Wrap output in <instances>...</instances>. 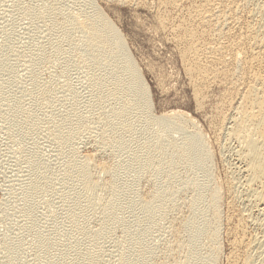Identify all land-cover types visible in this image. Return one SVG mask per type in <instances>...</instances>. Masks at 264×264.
Listing matches in <instances>:
<instances>
[{
  "label": "rangeland",
  "instance_id": "obj_1",
  "mask_svg": "<svg viewBox=\"0 0 264 264\" xmlns=\"http://www.w3.org/2000/svg\"><path fill=\"white\" fill-rule=\"evenodd\" d=\"M91 1L119 31L122 37L120 38L123 39L122 42L147 87L151 114L158 116L177 111L179 115L186 116L185 119L190 118L191 123L188 120L185 122V130L190 131L195 127L194 129L201 132L208 147L211 148L209 149L210 165L213 164L210 183L212 181L211 185L219 186L222 197L219 199L221 220L218 225V245L220 249L216 264H231L228 255L231 251L229 249H232L234 234L230 226L233 228V223L241 217L240 213L246 212L241 214L245 216L247 222H245L246 230L249 234H254L257 231L253 224L255 216L246 211V205L240 193L242 179L240 173H237L234 155L236 143L229 141L223 134L216 138L213 126L210 124V116H214L215 105L224 95L222 85H214L207 89L203 104L198 106L188 81L189 78L182 66L178 46L173 39V30H170L177 22L178 12L186 9L190 1L183 0L180 10L176 12L170 7L166 8L169 14L166 12L165 15L168 16L163 18L166 22L165 26H160L157 20L158 8L161 6L160 0ZM53 5L57 7L55 12H52L50 8ZM80 5L82 4L79 0H0V68H2L0 69V264H49L55 259H64L63 262L66 264L76 256V251L80 248L94 254L96 264H117L123 247L119 244L127 231L117 225L115 219L118 217L117 220L130 223L132 227L130 231L133 230L131 233L135 235L139 227L136 225L133 227V222L136 217L142 215L141 198L158 192L160 185H164L165 190L169 189L168 191L175 189L176 200L150 224L146 241L148 240L149 243L147 246L152 245L154 252L146 253L144 264H174L175 261L184 259L185 250L172 242L173 233L176 231L179 241L185 244L189 242L186 228H181L180 231V225L182 218L188 215L185 204L193 197L192 187L188 184L181 186L179 180L187 176L201 178L202 172L199 168L189 169L180 166L176 172L178 180H175L178 186L174 181L167 183L165 172L159 173L154 164H150L145 171L139 170L136 164L131 165L135 152L145 151L142 146L149 137L152 134L158 137L161 135V127L156 124L140 123L142 125L139 124L138 128L136 127L130 135L126 136L119 146H112L105 140L108 113L115 103L109 97H106L101 105L95 102L96 90L92 84L93 79L91 80L94 73L89 68L91 64L88 57L83 56L84 51H82L85 43L84 34L76 28H71L73 30L69 29V38L73 37L69 40L71 44L66 42L63 45L60 42L58 47L53 44L54 37L51 34L53 31L50 20H61L68 15L70 17V14L71 17L80 18V13H84L85 10L86 13L89 10L88 6ZM75 10L81 12L77 14ZM5 64L9 65L5 67ZM121 76L124 77L123 74ZM40 95L41 98L38 99ZM13 101L19 102L17 107H13ZM65 115L66 121L72 128L69 142L66 144L62 140L60 142V136L54 133L56 132L55 122L59 124L60 119ZM12 119L16 120L12 121ZM16 121L20 122V125L16 124L18 123ZM17 125L21 130L16 129ZM182 134L181 131H173L168 136L179 139ZM71 147L76 150L71 155L72 158L79 161L75 162L72 158L70 160L69 157L66 158L68 156L66 148ZM86 154L95 161H91V167L89 166L92 178L96 184L98 183L96 187H93L92 198L89 197V191L85 193L87 190L79 185V182L72 183L73 181L67 180L70 182L67 184L68 178L65 180L63 178L67 177L65 171L67 172L71 164L82 162L80 158L82 157V160L83 155L86 156ZM41 162L43 163L40 164ZM103 163L113 166L110 172L104 171L106 172L104 173L98 169L97 165L101 166ZM43 164L47 165L45 166L47 170L42 166ZM40 166L44 167L43 170ZM38 169L40 174L43 173L39 175L40 179L37 175L39 173H36ZM43 177L47 180L43 181ZM61 178L63 182H66L63 183ZM114 179L122 182L126 189L120 197L122 203L117 201L119 209L115 211L118 212L114 211V215L118 216L113 215L114 221L107 222L108 225L109 223L112 225H105L104 231L96 237V230H100L104 223L103 215L106 214V210L108 212L107 199L111 195V182ZM226 179H231L229 180L231 182ZM225 182H229L234 187L235 194L227 190ZM35 183L42 184L37 186ZM233 183L236 185L234 186ZM75 184L77 188L80 187V190L74 187ZM71 185H73L72 188ZM32 186L35 188L32 189ZM73 187L77 190L73 191ZM35 189H38V192ZM41 189L44 190L41 191ZM64 190L68 195H64ZM76 192H79L77 198H75ZM71 198L73 201L70 200ZM74 202H79L81 209L78 204L75 208ZM90 205L93 210H90L92 209ZM85 212H88V215ZM72 214H76V217ZM238 216L240 217L236 218ZM247 232L245 233L248 236ZM41 235L44 239L49 235L46 240L50 243L48 248L43 243L39 244V240H44L40 237ZM92 238L96 239L95 242ZM8 241L13 242V245ZM206 248L199 247V251L203 253ZM13 249L18 250L13 251ZM50 250L57 256L53 254V259L49 261L48 259L52 256ZM193 254L194 251L191 250V255Z\"/></svg>",
  "mask_w": 264,
  "mask_h": 264
},
{
  "label": "bare ground",
  "instance_id": "obj_2",
  "mask_svg": "<svg viewBox=\"0 0 264 264\" xmlns=\"http://www.w3.org/2000/svg\"><path fill=\"white\" fill-rule=\"evenodd\" d=\"M182 1L183 0H160L159 4L161 6H159L157 12V20L159 21L158 24L160 23V26L166 25V22L163 21V18L167 15H165V13L167 12L169 14V11H167L166 8L170 7L171 10H175L176 12L177 10H180ZM189 1L190 3L187 8L180 10L181 12L179 11V14L176 15V24L169 28L170 30H173V39L178 46L181 63L183 64L184 71L189 78L188 81L190 82L194 94L193 96H195L194 99H196L198 106L203 104L202 101L204 100V94H206L205 91L207 89L214 85H222L224 95L218 99V102L215 105V113H213L214 116H210V124L213 126L216 138H218V135L223 134L229 139V141L234 142V144L236 143L234 155L237 163L236 167L238 168L237 173H240L242 179L240 180V193L241 196H243L246 211L255 216L253 218V224L257 229V231L255 230V233L253 232L254 234H249L246 230L247 227H245V216L241 215L244 212L240 213L241 217H236H240V219H237V221L233 223V228L230 226V229L234 234V240L231 244L232 249H229V251H231L229 252V255H227L229 260L231 259V264H264V0ZM79 2L82 4L80 5L81 7L83 5L84 7L88 6L90 10L86 13V10L84 13H80V18L71 17V14L70 17L68 15V17H63L61 20L51 18L52 20H50V24L53 31L51 34L54 37L53 44H55L56 47L61 44L60 42H62L63 45L66 42L71 44L69 41L73 38H69V29L71 28H76L84 34L83 38L85 40L83 41L85 43L82 51H84L83 56L86 58L88 57V60L90 61L89 64H91V67L89 66V68H91L94 73V76L91 73L93 78H90L91 80L93 79L92 82L94 83L92 84H94V89L96 90L95 102L101 105L102 101L104 102L106 97H109L113 99L112 102L115 103L113 108L111 107L112 109L109 111L108 120L106 121L108 127L105 130L104 137L108 143L112 146H119L126 136L130 135L136 127L138 128L140 123H145V125L146 123L151 125L156 124L161 127V135L158 137L155 136V134H152L145 145L142 146L145 151L142 153L135 152L131 165L136 164L139 170L145 171L150 164H154L159 173L165 172L167 183L174 181L176 185H178L177 181H175L177 179L176 172L180 166L188 167L189 169L199 168L201 170V178L196 179L187 176L183 177L181 181L179 180L181 186L183 184H188L192 187L193 197L185 204L188 210V215L182 218L180 225V231L181 228H186L189 242L185 244L182 241H179L176 231L173 233L172 242L178 245L179 248L185 250L184 259L181 261H175L174 264H216L220 249L218 245V225L221 220V214L219 211V199L221 196L219 193V186L215 184L211 185L212 181L210 183L211 166L213 164L210 165L211 153L209 149L211 148L208 147L201 132L194 129L195 127L192 130L189 129L190 131L185 130V122H187V120L190 121V118L185 119L186 116L183 117V115H179L177 111L160 114L158 116L152 115L153 113L151 114V102L147 87L132 61V58H130L131 56H129L127 49L122 42L123 39L121 40L122 37L119 31L115 29L107 16H105L99 8H96L95 5H93L91 0H79ZM50 8L52 12H55L57 7L56 5H53ZM76 10L75 12H77ZM79 10L77 14L81 12ZM72 15L74 16V14ZM78 30L77 32L79 33ZM71 34L73 33L71 32ZM80 38L83 39L82 37ZM84 60L87 59L84 58ZM8 65L5 64V67ZM122 74L124 77L121 76ZM34 82H36V80ZM40 98L41 95L40 97L38 96V99ZM18 104L19 102L16 101L13 107H17ZM13 120L15 121L16 119H12V121ZM60 120L59 124H56L57 122H55L54 127L56 128V132H54V129L53 132L60 136V142L62 140V142L66 144V142H69L72 128L66 121V115ZM19 123L20 122L16 124L20 125ZM18 125L16 129H20V126L18 127ZM145 128H147V126ZM12 129L15 128L12 127ZM173 131H181L183 133L181 138L175 139L174 136L173 138L170 137L171 135L168 136L169 133H172ZM70 143L72 142L70 141ZM62 144L61 146H63ZM70 146L72 145L70 144ZM74 147H71L70 149L66 148L68 154L66 158L69 157V160L72 158L71 155L73 152L76 151L73 149ZM76 157L75 154V158ZM81 158L80 161L82 162L71 164V166L68 164L70 167L67 172L65 171V176L67 177L63 178L64 180L68 178L66 181H73L72 183H75L74 181L79 182L80 184H77L83 186L87 190L84 189L86 192H83L87 193L89 191V197L92 198L91 195L94 191L93 187H96L98 184H96L95 180L92 178L89 170L90 162L93 158L89 156V154H86V156L83 155L82 160ZM72 160L75 159L72 158ZM77 160H75V162ZM42 163L43 162L40 164ZM42 166H44V164ZM97 167L103 172H110L113 168L111 164L104 163L101 166L97 165ZM43 168L41 170H43ZM45 170H47L46 167ZM100 170H98V172ZM37 172H40L39 169L38 171L36 170V173ZM42 174L43 173L37 174L38 178L39 175L41 176ZM45 180L47 179L44 178L43 181ZM64 180L62 179V182ZM117 181L118 179H114L111 182V195L107 199L108 207H106V209L108 208V212L105 209L106 214L103 213V216H105L104 223L102 222L103 225L100 230H96V237L104 231L105 225H112V223H109L108 225V221H112V218H114L115 215L118 216L117 214L114 215V211L117 208L119 209L117 201L122 203L120 197L126 189L122 182ZM36 182L40 181L36 180ZM68 182L69 181L66 183L68 184ZM229 182H225V184L227 190L232 194L234 193V187H232ZM37 184L35 183V185ZM67 184L66 188L69 190ZM72 186L73 185L70 187L72 188ZM74 187H76V184ZM33 188H35V186H32V189ZM44 189H41V191ZM77 189L80 190V187ZM35 190L38 192V189ZM76 190L74 188L73 191ZM168 190L169 189L165 190L164 185H160L157 190L158 192H154L153 194L141 198L140 205L142 215L136 217L133 222V227L134 225L139 227L138 232L136 231L137 227H135L137 234H132V229V231H130V228H132L130 223L128 224V222L126 223L124 220L119 221L117 220L118 217L116 219L114 218L117 221V225L122 226L127 231L125 237L123 235V239H120L121 244H119V246L123 247L122 253L120 250V262L118 261L117 264H144L146 253L152 254L154 252L151 248L152 245L147 246L149 243L147 242L148 240L146 241V236L150 224L153 223L158 215L165 211L167 207L176 200L175 196L177 191L175 189ZM39 193L42 195V192L39 191ZM69 193L71 194V191ZM78 193L76 192V197L74 196L75 198H77ZM36 195H38V193ZM64 195H68L67 191L64 192ZM79 196H81V194ZM89 197H87V199H89ZM81 198L82 203H84L82 196ZM27 199L28 198H26V200ZM72 199L73 198L70 200L73 201ZM32 200L30 201L32 202ZM74 203L76 208L79 202ZM80 207L81 206H79V208ZM86 207H88V205ZM29 208H31V206ZM73 210L70 211L73 212ZM90 210H93V207ZM105 210H103V212ZM86 214L88 215V212ZM75 215L73 216L76 217ZM230 229L228 231H230ZM245 232H247L248 236ZM35 234H37V232ZM47 237L45 239L42 237L44 240H39V244L43 243L44 246L47 247L50 244L46 242L49 238ZM95 240L93 239L94 242ZM146 242L148 244H146ZM10 244L13 245V242ZM9 246L10 245H8V248ZM202 246L205 248L207 247L206 251L203 253L199 251V247L201 248ZM154 247L155 246H153V248ZM15 250L13 249V251ZM84 250L80 248V250L76 251V256L68 262L65 261L66 264H96V257L93 256L94 254ZM191 250L194 251L193 255H191ZM51 251L52 250L49 252ZM14 253L15 252H13V254ZM54 253H48L52 255L50 256L51 258L48 259L49 261L50 259H53ZM57 254L59 255V253ZM15 255L17 256V254ZM13 257L15 256L13 255ZM55 260H51L52 262H49V264H65L63 262L64 259Z\"/></svg>",
  "mask_w": 264,
  "mask_h": 264
}]
</instances>
